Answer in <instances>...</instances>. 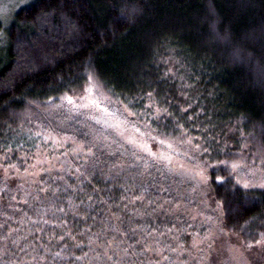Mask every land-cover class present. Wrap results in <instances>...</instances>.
Here are the masks:
<instances>
[{
  "label": "trees",
  "instance_id": "1",
  "mask_svg": "<svg viewBox=\"0 0 264 264\" xmlns=\"http://www.w3.org/2000/svg\"><path fill=\"white\" fill-rule=\"evenodd\" d=\"M2 35L0 264H205L213 218L264 240L233 169L264 164V0H30Z\"/></svg>",
  "mask_w": 264,
  "mask_h": 264
},
{
  "label": "rangeland",
  "instance_id": "2",
  "mask_svg": "<svg viewBox=\"0 0 264 264\" xmlns=\"http://www.w3.org/2000/svg\"><path fill=\"white\" fill-rule=\"evenodd\" d=\"M30 0H0V37H3L2 32L5 26L11 20L15 10L20 6L28 3ZM0 44V48H1ZM247 58V57H245ZM244 58V59H245ZM243 59V60H244ZM254 67L256 76L261 75ZM113 123V122H112ZM133 131V127L129 128V133ZM242 158L234 161L233 169L241 181L264 182V164L246 162ZM183 164V163H182ZM186 168L193 171L198 178L202 179L204 174L203 160L198 158L193 163H184ZM235 165V167H234ZM204 201V200H203ZM193 217L197 216V207L191 209ZM198 218V217H196ZM199 221L204 218H198ZM210 227L205 235L201 233H193L191 236V243H201V237L206 240V245L202 252L191 256V260H205V264L213 259L214 264H264V240L254 244H245L241 241L239 236L222 229V225L217 219L213 218L210 222ZM178 237L180 230L177 231ZM202 245V244H201ZM198 263L197 261H193Z\"/></svg>",
  "mask_w": 264,
  "mask_h": 264
},
{
  "label": "snow or ice",
  "instance_id": "3",
  "mask_svg": "<svg viewBox=\"0 0 264 264\" xmlns=\"http://www.w3.org/2000/svg\"><path fill=\"white\" fill-rule=\"evenodd\" d=\"M69 99H71V98H69ZM234 167H235V165H234ZM220 179H222V178H220Z\"/></svg>",
  "mask_w": 264,
  "mask_h": 264
}]
</instances>
